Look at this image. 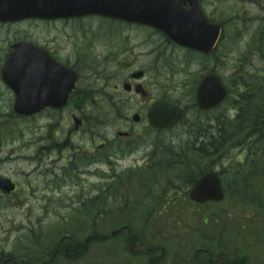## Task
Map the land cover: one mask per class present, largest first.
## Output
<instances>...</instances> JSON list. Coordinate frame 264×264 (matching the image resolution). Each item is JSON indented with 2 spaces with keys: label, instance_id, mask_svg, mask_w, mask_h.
I'll return each instance as SVG.
<instances>
[{
  "label": "rangeland",
  "instance_id": "obj_1",
  "mask_svg": "<svg viewBox=\"0 0 264 264\" xmlns=\"http://www.w3.org/2000/svg\"><path fill=\"white\" fill-rule=\"evenodd\" d=\"M254 1L228 0L229 10L224 0H209L206 3L211 14L216 12L224 19L233 21L227 29L229 37L226 38L222 52H217L210 59L199 58L197 55L166 47L157 36L145 30L124 31L122 36L112 34L116 39L119 37L125 39L129 36L131 47V50L127 52L113 51V58L107 53L109 47L97 46L96 54L98 58L101 57L99 63H96L97 67L89 64L83 65V80H81L80 86L83 91L92 93V98L89 97V101L95 102L93 100L97 98V109L102 112L98 118V143L103 140L107 141L105 138L109 141L118 139L120 143H125L126 138L119 137L118 132H128L133 139L138 140L139 135L142 138V166H144L140 172L142 173V207L137 206L141 194L136 192L133 195L129 190V193L126 190H121L119 194L121 197L125 196L129 199L130 206L122 209L125 207L124 203H121L119 207L116 205V199L112 198V191L108 189L110 167L107 164V159L102 157L103 153L99 155L96 176L84 179L88 183L84 182V191L80 192L93 197L98 195L95 202L96 209H91L92 204H87L86 208L73 210V207H79L77 202L80 196L77 200H72L73 196L63 195L70 192L69 190L63 191L61 192L63 194L59 195L61 190L50 189L49 192L57 195L51 194L55 196L49 200L41 199L43 192L46 191L44 184L48 175L44 178L30 176L29 181L26 177L18 178V181L26 182L28 187L37 184L40 193L33 196V192L25 190L19 192L22 195L19 203L17 198L14 201L7 199L0 201V255L3 253L11 256L12 254L13 258L19 259V261L22 257H27L29 264H35L36 262L31 261L28 256L38 255L35 241L41 235H43V242L40 240L42 247L45 245L51 251L59 243V253L64 254L61 249H67L72 243L71 241L79 246L78 239L82 242L87 240L89 233L79 231L78 224L97 221V218L99 219L98 210L107 212L102 214V219L97 222L100 224V221H104L103 225L106 229L101 231L102 234H110L121 226L131 227L135 230L140 229L143 220L139 219V216L144 211L145 205L159 203L165 192L174 190L169 191V194H178L184 201V211L176 214L173 219L174 222H180L179 227L183 226L192 231L195 222L213 218L219 220L215 230L208 231L204 229L205 226L199 223L198 231L202 232L204 236L211 235L218 238L219 224H228L225 237L227 238L228 235L232 242L238 243L242 253L252 259L249 264H262L264 257V140L260 139L258 135L250 137V134L255 130L252 129L254 125L253 127L250 125V128L243 134L237 135V130L239 131L241 126L237 120L246 118L247 107L242 104L244 102L243 94L246 92L245 84L250 85L253 90L263 86L243 72L258 71L256 76L260 79L261 76L258 74L264 73V59L254 51L258 48V40H262L264 37V22L260 21L264 18V0H259L258 3ZM253 15H256L258 19H253ZM238 19H242L240 24H238ZM99 26V23H86L83 29L88 34H92L94 31L99 37L102 33L101 28H106V26L97 28ZM242 29L245 31L242 32ZM106 34L104 31L103 37ZM141 41L142 47L140 46ZM80 42L81 40H79ZM118 53L121 55L119 56ZM140 69L147 74L143 85L147 89L148 97L142 96V106L139 96L129 95L123 89L128 73L130 71L137 72ZM110 71L113 74H108ZM237 71H240L241 74L238 75ZM212 72L220 75L230 89L229 100L218 110L209 114L196 112L191 101L193 89H196L203 76ZM242 75L247 77L241 78ZM245 95L248 97L247 92ZM163 97L183 106L187 119L171 132L155 131L150 125L147 126L148 120L144 119L140 134L139 126L133 121L134 114L142 110L145 115L148 104ZM7 107V100L0 101V118L3 120L7 117L5 116L8 112ZM95 110L92 109V113ZM248 110L252 112V109ZM63 118L52 115L44 116L34 124L37 128L34 135L38 137L41 133V137H43L47 133L46 126L48 124H50V128L53 126L60 128V130L58 128L56 130H59L61 135L64 130H71L69 112L64 113ZM248 119L253 123L257 121L256 119L252 120V115ZM12 120L14 123L13 132L20 134L23 131V134L17 142L12 141V144L4 145L3 153L0 156L5 157L11 147L17 148L32 137V134L26 131L27 123ZM184 124L186 126H183ZM35 126L30 129L33 131ZM71 139L76 145L86 144L85 140H77V135H73ZM7 140L8 138H3L0 139V142ZM232 146L233 148H231ZM214 147H219V150L214 151ZM221 150L222 153H220ZM131 153L122 159L120 166L123 169L132 166L133 162H137L140 153L133 155ZM149 167L154 170H150ZM164 167H170V171H165ZM172 167H174L173 170H171ZM30 170L28 164L21 160L0 165V173L4 175L17 176L23 172H31ZM199 171H216L222 176L227 191V199L224 204L198 207L190 202L188 197L190 184L196 180ZM60 173L58 172V174ZM239 175L243 176L238 177ZM245 176L247 177L245 178ZM248 176H252V179L246 186L243 180H249ZM237 178L244 179L238 182ZM136 180L141 181L140 178ZM96 185L98 193L95 189ZM114 191V195H117L116 189ZM73 192L80 194L75 189ZM147 193L149 195L146 198ZM83 200L89 201L87 197ZM88 213H91L92 221L88 219ZM220 213H223L222 216H218ZM126 215L130 216L131 223L117 218V216ZM240 225L242 228L239 227ZM152 230H154V226H152ZM118 234L116 235L117 242L121 243L127 233L122 231ZM226 238L225 240H227ZM28 251H34V253L28 255ZM13 258L11 257V259ZM126 259L123 254L119 255L118 260L121 263ZM17 263L19 262L17 261ZM60 264L66 263L61 261Z\"/></svg>",
  "mask_w": 264,
  "mask_h": 264
},
{
  "label": "flooded vegetation",
  "instance_id": "obj_2",
  "mask_svg": "<svg viewBox=\"0 0 264 264\" xmlns=\"http://www.w3.org/2000/svg\"><path fill=\"white\" fill-rule=\"evenodd\" d=\"M179 1L182 3V8L187 11L191 10V3L195 2V0ZM208 1L209 0H199L201 9L205 13V15H200L201 20L199 21V26L202 27L203 30L206 29L207 31H209L212 26H218L220 28L221 36L215 50L222 52V49L225 46L226 38L229 37L227 29L233 21L224 19L223 16L217 15L216 12L215 14H211L206 7V3ZM227 2L228 0H224V3L229 10V3ZM254 2L258 3L259 0H255ZM49 13L50 14L46 15V17H29L12 22L0 21V101L7 100L8 106V112L5 114L7 117L5 120L0 118V139L8 138L7 141L0 142V155L3 153L4 145L12 144V141H14V143L17 142L20 139L21 134H23V131L20 134L13 132L14 123L12 119L18 120L17 122L27 123L28 126L26 127V131L32 134V137L25 144L17 146V148L11 147L9 153L5 157L0 156V165L5 163H15L21 160V162L28 164V167L32 172L28 171L21 174L16 173L17 176L4 175L0 173V180H11L15 186V191L11 194H6L0 188V201L5 199L14 201L15 198H17V202L19 203V200L22 197L19 192H24L25 190L33 192L32 195L36 196L37 193H40L38 185L32 184L29 188L26 182L18 181V178L24 179L26 177L27 181H29L30 176L44 178L48 175L44 184L46 191L43 192L41 199L49 200L52 196H55L51 195L56 193L49 192L50 189L61 190L60 193H58L59 195L63 194L61 192L69 190L70 192H66L63 195L68 197L73 196L74 198L72 200H77L80 196L77 202L79 207L75 206L72 208L73 210L86 208L87 204H92L93 207H91V209H96L95 202L97 201L98 195L93 197L92 195L88 196L80 192L84 191V182L88 183V181L84 179L96 176L98 171L97 164L99 155L100 153H103L102 157L107 159V164L110 167L108 189L112 191L111 196L116 199V205L119 207L121 203H124L125 207H122V209L130 206L129 199L125 196L121 197L119 194V192L121 193V190H126L128 193L130 191L133 195H135L136 192L141 194L137 206L142 207V173H140L142 172V167H144L142 166V138L139 135L137 140L131 138L132 135L128 132H118L119 137L126 138L125 143H120L118 139L109 141L107 138H105L107 141L103 140L98 143V118L100 117L99 114L101 115L102 112L97 109V98L93 100L95 102L89 101V97L92 98V93L81 89L80 83L81 80H83V65L89 64L97 67L96 63H99L101 58L100 56L98 58V55L96 54L98 49L97 46H100L101 48L105 46L109 47L110 49H107V53L112 58L114 57V54H112L113 51H130L131 47L129 44V36L125 39L124 37L116 39L112 36V34L122 36L124 31L131 30L149 31L154 36H157L159 41L166 47L168 46L172 49L189 53L191 55H195L196 53L180 47L163 32L147 26L129 24L124 21L105 19L99 16H91L99 15L96 13L86 14L88 16H77L80 14H76L74 12H70L69 15L65 14L59 16H57V12ZM30 15L39 14L31 12ZM202 17L205 19L202 20ZM253 19L258 18L256 15H253ZM241 20L242 19H238V24H240ZM260 21L264 22V18ZM86 23H99L100 26L97 28H101V26H106V28H101L102 33L99 37H97V34L94 31H92V34H88L84 31L83 26ZM97 28L95 29L97 30ZM104 31L109 34L108 37L107 34L103 37ZM241 31L244 32L245 29H242ZM79 40H81L80 43ZM140 46L142 47V41ZM18 47L21 49L19 54L20 59H26L29 65L34 62H37L38 64L47 62L58 68H69L76 72L78 75V82L76 84V89L70 95L68 106L63 109L45 108L40 111V113L29 117L19 116L16 113L14 108L16 95L6 84L3 73L8 61ZM118 54L119 56L121 55L120 53ZM122 58L125 57L122 56ZM203 58L210 59L212 57L207 56ZM139 72L144 73L143 78L142 76L139 79L134 78L133 76L136 72L130 71L125 78V82L126 86L131 89L130 94L140 97L142 106V90L146 92V95L143 96L145 98L148 97L147 89L145 85H143L147 74L142 69H140ZM108 74L113 73L110 71ZM203 78L204 77H202V80ZM202 80H200L199 83ZM198 85L195 90L193 89V94L191 96V101L193 102V107L196 112L199 111L196 100ZM137 86H139L141 91L140 94L135 92V88ZM158 100H163L171 105L173 104L178 108H181L184 112V116L186 115L185 108H183L180 104L170 102L165 97ZM149 106H151V103H149L146 107V112H148ZM92 109H96V112L94 111L92 113ZM66 112H69L71 130H64V133L61 135L59 133L60 128L53 126V128H55L53 129L50 128V124H48L46 126L47 133L43 137H41V133L38 137L34 135V132L36 133L37 131L34 124H36V122L41 118L48 115L61 116V118H63L64 113ZM139 116L140 124L138 126L141 134L142 121H144L146 114L144 115V112L141 110L139 112ZM34 126L35 128L32 131L30 128H33ZM57 128L59 130H56ZM73 135H77V140L79 141L85 140L86 144L81 143L80 145H76L74 140L71 139ZM130 152H132L131 155L135 153H140V155L136 160L137 162H133L132 166L123 169V167L120 166V163ZM58 172L61 173L58 174ZM138 178H140L141 181L136 180ZM132 186L134 189L130 190V187ZM74 189L80 194L73 192ZM95 189L98 193L97 185ZM115 189L117 191V195H114ZM85 197H87L89 201L83 200ZM40 238L35 241L38 255H31L28 257L31 261H35V264H51L50 260L52 257L54 258L56 254L54 256H50L49 247H46L45 245L42 247L41 245V241L43 242V235H41ZM61 250H63L64 254L67 255V249L62 248ZM27 253L30 255L33 254L34 251H28ZM6 256H0V264H29L27 257V259L22 257L20 262L17 263L19 259H14L12 254L11 256L6 254ZM11 257L13 259H11ZM6 260H9V262H6Z\"/></svg>",
  "mask_w": 264,
  "mask_h": 264
},
{
  "label": "water",
  "instance_id": "obj_3",
  "mask_svg": "<svg viewBox=\"0 0 264 264\" xmlns=\"http://www.w3.org/2000/svg\"><path fill=\"white\" fill-rule=\"evenodd\" d=\"M11 4V0H0V15L10 13ZM81 4L83 13L103 14L129 23L152 26L169 35L176 43L205 53L212 50L219 34L218 29H215L208 32L210 38L198 40L202 31L208 34L206 29L199 26V15L203 14L197 2L193 4L190 14L181 12L179 0H82ZM76 79L75 73L60 71L47 62L29 65L27 61L18 64L9 61L4 72L5 82L17 95L15 110L25 116L38 113L46 107L62 109L74 90ZM225 95L220 78L210 75L199 86L198 104L201 109L209 110L219 105ZM180 118V111L161 102L149 112L151 124L162 129L172 128ZM0 187L7 192L14 190L8 181L0 182ZM190 198L199 204L222 202L225 194L219 176L215 173L204 176L194 186Z\"/></svg>",
  "mask_w": 264,
  "mask_h": 264
},
{
  "label": "trees",
  "instance_id": "obj_4",
  "mask_svg": "<svg viewBox=\"0 0 264 264\" xmlns=\"http://www.w3.org/2000/svg\"><path fill=\"white\" fill-rule=\"evenodd\" d=\"M264 37L258 40V48L256 51L259 56L264 59ZM246 75L253 78L256 82H260L263 86L257 88V90L251 89L250 85H246V92L243 94L244 104L247 107L246 118L244 120H237L241 124L237 135H241L250 128V125L255 129L250 134V137L258 135L261 136L262 126L264 123V73L258 74L261 76L258 78L256 73L258 71L251 72L250 70L243 71ZM237 74H241L237 71ZM247 76L242 75L241 78ZM238 81V79H236ZM249 88V90H248ZM246 98L247 101H246ZM235 104V103H234ZM244 106V107H245ZM248 109H252V112ZM254 112V114H253ZM252 115V120L256 119L254 123L251 122L248 117ZM253 123V124H252ZM252 139V138H251ZM238 144L236 143V146ZM233 148V146L231 147ZM230 148V149H231ZM219 147H214V151H218ZM222 153V150L220 151ZM219 154V153H218ZM150 168V167H149ZM174 167L171 168L173 170ZM150 170H154L150 168ZM165 171H170V167H164ZM205 171H199V175L196 180L201 177ZM243 175H239L241 177ZM247 176H245L246 178ZM249 180L244 178H237L238 182L243 180L246 186L249 185L252 176H248ZM195 180V181H196ZM194 181V182H195ZM174 191V190H169ZM169 191L164 193L163 199L154 205L146 204L144 211L139 216L143 220L142 228L133 229L128 227L127 229L119 227L120 230H127L126 238L121 242H117V236L109 237L108 234H102L101 231L106 229L103 225L104 221L97 223V227L94 226V221L91 220V213H88V219L91 223L78 224L79 231L88 232L89 236L97 235L101 238H91L89 242V250L86 251V245L81 242V245L76 249L74 243L68 246V257L65 259L67 264H202L198 260L195 254L206 252L205 257L207 264H235L238 260V248L236 244H225L224 234L228 228V224H219L220 233L218 238L211 235H205L196 230L199 229V223L205 226L204 229L208 231L215 230L219 220H199L194 223V229L191 231L186 227H179V221L174 222L173 219L176 214L182 213L184 210L181 207V198L170 197ZM149 193H147V196ZM154 207V208H151ZM99 213H101L99 215ZM107 212H101L98 210L99 219H102V214ZM124 214L125 212H121ZM153 216V217H152ZM218 216H222L220 213ZM117 218L125 220L131 223V218L126 216H117ZM97 218V222L99 221ZM154 230H152V226ZM198 225V226H196ZM78 229V228H77ZM119 235V234H118ZM175 239V240H171ZM123 254L127 259L121 263L119 255ZM58 259V258H57ZM201 260V259H200Z\"/></svg>",
  "mask_w": 264,
  "mask_h": 264
}]
</instances>
